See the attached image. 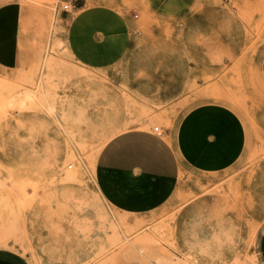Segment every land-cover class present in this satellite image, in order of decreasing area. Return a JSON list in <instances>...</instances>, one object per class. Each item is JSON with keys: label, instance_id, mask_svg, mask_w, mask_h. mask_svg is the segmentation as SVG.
<instances>
[{"label": "rangeland", "instance_id": "1", "mask_svg": "<svg viewBox=\"0 0 264 264\" xmlns=\"http://www.w3.org/2000/svg\"><path fill=\"white\" fill-rule=\"evenodd\" d=\"M16 1L18 60L0 65V248L29 264H260L264 86L257 59L264 54V0H155L170 10L191 5L193 12L201 3L214 4L218 27L208 31L179 19L164 26L143 10L145 0H102L131 18L141 13V26L133 28L150 41L138 47L152 50L155 62L165 51L185 56L168 61L189 68L196 60L180 50L190 45L202 52V85L160 106L152 133L154 126L173 128L185 110L205 101L236 110L248 131L246 149L223 171L197 173L174 158L175 191L148 215L107 204L95 187L94 166L116 133L140 127L139 116L151 110L132 99L118 76L82 70L60 39L52 42L62 5L72 1L73 12L82 0ZM180 34H189L190 43L176 42ZM82 82L90 106L82 91L67 85L81 88ZM117 108L124 118L118 129Z\"/></svg>", "mask_w": 264, "mask_h": 264}, {"label": "crops", "instance_id": "2", "mask_svg": "<svg viewBox=\"0 0 264 264\" xmlns=\"http://www.w3.org/2000/svg\"><path fill=\"white\" fill-rule=\"evenodd\" d=\"M82 2L73 12L61 10L52 42L60 39L66 47L67 58L82 70L118 76L132 99L151 110L139 116L140 127L122 129L101 148L95 165V187L110 206L136 215H148L160 209L175 191L174 158L197 173L223 171L246 149L248 131L236 110L222 102L205 101L185 110L173 128L163 131L159 128L160 135L152 133L149 125L161 117L160 106L171 104L182 92L202 85V52L190 45L189 49L180 50L196 60L189 68L168 61L185 56H171L165 51L157 57L162 61L155 62L152 50L138 47L150 41L145 40L140 29L133 28L141 26L138 18L141 13L131 18L102 0ZM143 10L149 16L162 19L164 26L179 19L186 25L198 22L201 30L218 27L215 19L219 18V11L211 3H201L193 12L191 5L170 10L155 0H145ZM19 12L16 0L0 5V65L3 67H11L18 60ZM188 36L180 34L176 42L190 43ZM56 55L60 57L62 53L58 50ZM259 69L264 82V54ZM73 84H67L71 91H82L84 104L87 101V106L92 105L84 82L81 88ZM114 114V126L118 129L124 123L123 113L117 108ZM258 116L259 124L264 127V115L259 113ZM257 251L259 263L264 264V225ZM0 264L29 262L14 250L0 248Z\"/></svg>", "mask_w": 264, "mask_h": 264}, {"label": "built area", "instance_id": "3", "mask_svg": "<svg viewBox=\"0 0 264 264\" xmlns=\"http://www.w3.org/2000/svg\"><path fill=\"white\" fill-rule=\"evenodd\" d=\"M73 4L72 3H64L61 7L62 11H68L72 8ZM154 131L156 132V134L160 135L161 134V130L159 129V126H154Z\"/></svg>", "mask_w": 264, "mask_h": 264}, {"label": "bare ground", "instance_id": "4", "mask_svg": "<svg viewBox=\"0 0 264 264\" xmlns=\"http://www.w3.org/2000/svg\"><path fill=\"white\" fill-rule=\"evenodd\" d=\"M8 2H11L10 0H6V1H3L0 5H2V4H5V3H8ZM263 48V47H262ZM261 58H262V56H260V58H258L257 60H258V62H257V66H258V71H259V65H260V60H261ZM13 70V69H12ZM259 74V73H258ZM259 80H260V83H261V85L262 86H264V82L262 81V79H261V77H260V74H259ZM130 122V121H129ZM70 166V165H69ZM94 168H95V166H94ZM129 252H131V251H129L128 250V253ZM91 253H92V251H91ZM99 254V253H98ZM130 255V254H129ZM100 256H101V254H100ZM127 257V256H126ZM169 257V256H168ZM172 258V257H171ZM126 259H128V258H126ZM109 261V260H108ZM118 263V262H117Z\"/></svg>", "mask_w": 264, "mask_h": 264}]
</instances>
